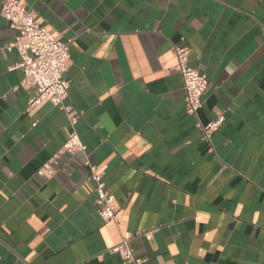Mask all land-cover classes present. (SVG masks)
<instances>
[{
  "label": "crops",
  "instance_id": "crops-1",
  "mask_svg": "<svg viewBox=\"0 0 264 264\" xmlns=\"http://www.w3.org/2000/svg\"><path fill=\"white\" fill-rule=\"evenodd\" d=\"M18 1L70 41L65 104L86 152L37 176L70 127L48 100L27 110L0 14V264H132L107 252L123 239L142 264H264V0ZM174 47L208 81L196 118ZM86 162L118 225L99 218Z\"/></svg>",
  "mask_w": 264,
  "mask_h": 264
},
{
  "label": "built area",
  "instance_id": "built-area-1",
  "mask_svg": "<svg viewBox=\"0 0 264 264\" xmlns=\"http://www.w3.org/2000/svg\"><path fill=\"white\" fill-rule=\"evenodd\" d=\"M0 14L16 31L13 41L6 46L7 50H15L19 58L18 64L11 69H18L22 72V79L15 90H33V96L27 102V110L48 100L52 106L59 107L65 113L70 127L68 138L61 149L37 170L38 177L49 180L56 172L54 166L61 155L86 152V146L82 144L75 129L81 114L72 106L65 104L69 98L70 88V81L64 77L71 62L70 41L64 42L53 37L44 27L35 22L33 13L26 10L18 0H2ZM173 51L176 57L174 70L180 75L183 83L186 113L196 118L208 86L207 78L188 66L187 49L174 47ZM223 120V117H219L201 127L205 141L210 142ZM86 164L89 166L90 180L95 184L94 191L97 196L96 205L99 218L103 222L118 225L120 219L113 204L114 197L106 191L102 176L93 166L87 162ZM107 252L118 255L128 263L142 264L145 262L133 256L127 239L110 247Z\"/></svg>",
  "mask_w": 264,
  "mask_h": 264
}]
</instances>
